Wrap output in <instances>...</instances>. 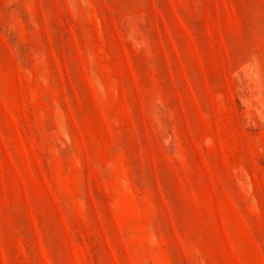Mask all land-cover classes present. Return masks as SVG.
<instances>
[{"label":"rangeland","instance_id":"1","mask_svg":"<svg viewBox=\"0 0 264 264\" xmlns=\"http://www.w3.org/2000/svg\"><path fill=\"white\" fill-rule=\"evenodd\" d=\"M0 264H264V0H0Z\"/></svg>","mask_w":264,"mask_h":264}]
</instances>
